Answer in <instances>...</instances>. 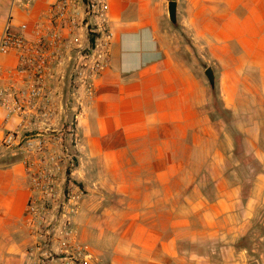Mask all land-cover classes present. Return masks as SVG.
Wrapping results in <instances>:
<instances>
[{
    "label": "crops",
    "instance_id": "obj_1",
    "mask_svg": "<svg viewBox=\"0 0 264 264\" xmlns=\"http://www.w3.org/2000/svg\"><path fill=\"white\" fill-rule=\"evenodd\" d=\"M55 1L33 0L28 10L12 13L11 0H0V37L10 22L15 31L27 23L26 35L32 38ZM175 1L177 25L160 0H107L115 32L111 65L79 118L80 163L71 175L76 184L94 180L97 190L124 205V210L107 213L127 223L119 229L117 246L91 248L97 263L101 255L107 259L104 264H243L212 261L213 230L221 223L223 233L237 231L244 237L264 225V0ZM18 64L15 53H0L1 68ZM208 68L214 72V85L200 77ZM4 85L0 80V87ZM55 86L54 112L47 117L15 115L6 121L0 106V264H33L34 240L26 220L31 192L17 143L48 138L53 126L60 130L73 114L78 94L69 89V80ZM214 91L230 112L220 123L222 140L232 146L202 154L211 164L199 171H219L218 182L214 179L212 185L205 178L198 185L193 176L182 184V173L198 172L186 159L198 156L200 126L211 124L199 111ZM10 134H17L13 143H8ZM211 160L220 162L217 170ZM144 172L152 177L144 180ZM210 184L218 189L215 197L201 194L197 199V188ZM181 188L193 189L194 196L183 203L188 216L173 209V233L161 240L162 234L144 220L160 219L159 207L150 206L168 204L165 198H178L180 204ZM197 213L205 221L201 241L186 233ZM184 239H189L188 247L180 243ZM260 239L259 253L241 251L249 253L245 263L264 264V235Z\"/></svg>",
    "mask_w": 264,
    "mask_h": 264
},
{
    "label": "built area",
    "instance_id": "obj_2",
    "mask_svg": "<svg viewBox=\"0 0 264 264\" xmlns=\"http://www.w3.org/2000/svg\"><path fill=\"white\" fill-rule=\"evenodd\" d=\"M168 5L171 0H161ZM33 0H11V12L28 10ZM107 0H56L26 35L28 24L0 37V53H15L16 68H1L0 106L5 120L15 115L47 117L53 114L55 84L66 78L78 94L74 112L60 130L53 126L48 138L17 143L24 154L31 196L26 220L34 240L33 264H96L98 258L84 242L75 221L84 192L71 178L80 162L78 121L96 82L111 65L115 32ZM12 16L10 15V18ZM17 134L8 136L13 143Z\"/></svg>",
    "mask_w": 264,
    "mask_h": 264
},
{
    "label": "rangeland",
    "instance_id": "obj_3",
    "mask_svg": "<svg viewBox=\"0 0 264 264\" xmlns=\"http://www.w3.org/2000/svg\"><path fill=\"white\" fill-rule=\"evenodd\" d=\"M163 5H166L165 2L161 1ZM200 77H203L205 79V82L210 84L208 78L205 74L200 75ZM208 88L212 86H207ZM211 93V90H210ZM211 101L206 106V108H200L199 113L201 112V117L204 119H209L211 121V124L209 125H202L200 126L201 130L199 132V135L196 138V146L198 149V156L195 159H186V164L190 165H197L198 172L193 173H182L181 174V180L182 184L188 182L189 180H192L193 176L196 177V184H200L201 179L209 178L208 180L212 181V185L214 184L213 180L216 179V181H219L218 175L220 177L219 171H212V173H204L203 171H199L200 166H209L210 158L208 159L205 156H202V154L211 153L214 154V152L217 149L225 148L229 150L231 148V141L230 140H222V133H224L225 129L224 126L221 125L220 120L221 118L225 117L227 119L230 118V112L223 108V103L220 98V95L218 92L214 91L210 95ZM229 130V128H228ZM236 133V130H232L231 133ZM230 132V130H229ZM207 140H206V137ZM192 134L190 137V144L193 143L192 141ZM235 139V138H234ZM239 140L237 141V143ZM216 159V158H215ZM191 160V163H190ZM251 160V159H250ZM252 161V160H251ZM213 164V168L217 170V165L220 163L219 161L211 160ZM79 166L80 162H76ZM152 177L150 174L144 172V180L149 179ZM94 181V180H93ZM80 182L81 188L83 192L85 193L81 202V210L80 214L83 215V218L78 220V224L80 226V231L83 229L82 226H84L85 233L82 231L80 232L81 237L84 234V238L82 240L90 245L91 248H114L115 245L117 246L118 239H119V229L122 225H124L127 222H124L120 219H114L112 220L110 215H108L109 209H118V210H124L123 206L117 203V201L113 200V196L110 195L107 191L103 190H97L95 187L96 182ZM202 181V180H201ZM94 183V184H93ZM80 186V185H79ZM218 189H214L210 186H208L206 189L204 188H197V193L195 194L197 196V199H199L201 194L206 195L208 198H214L215 193ZM144 189V193H145ZM220 191V190H219ZM194 196L193 189L189 188H181L180 190V204H178V198H165V201H169L168 204L165 203V205H159V206H150V208L155 209L156 207H159L160 212V219L156 220H144V225L152 226L153 229H156L159 233L162 234L161 240L168 239L171 234L173 233V220L171 219L173 215V209L177 210V213H182L186 216H188V209L186 206H184V199L187 196ZM146 209V207H145ZM156 211V210H155ZM76 221V218H75ZM221 223H218V226L213 230L212 239H210V245L215 249V252L211 254V259L215 263H221V262H243V264H257L255 261L254 263L246 262L247 257L249 256L248 252L241 253L242 250H249V251H256L259 253L260 246H258V242H260V238L262 235H264V225L263 222L259 226L254 227L255 230L252 228L250 229V232L248 235L244 237H238L236 235L237 231H233V233H223L221 231ZM192 231V232H191ZM194 231V232H193ZM204 231H205V221L204 218L200 215V213H197L194 217L192 216V226L189 228V230H186L187 235L192 234L193 237H198V240H203L204 238ZM82 233V234H81ZM195 233V235H193ZM100 236V237H99ZM146 239V238H144ZM116 240V241H115ZM145 243V241H144ZM155 243V242H154ZM180 243L182 245H185L188 247L189 245V239L181 240ZM204 245V244H202ZM206 245H209V238L207 235L206 238ZM207 249V248H206ZM235 250V252L233 251ZM250 257V256H249ZM100 262L97 264H104L107 259H104L100 255ZM251 260V259H250Z\"/></svg>",
    "mask_w": 264,
    "mask_h": 264
},
{
    "label": "water",
    "instance_id": "obj_4",
    "mask_svg": "<svg viewBox=\"0 0 264 264\" xmlns=\"http://www.w3.org/2000/svg\"><path fill=\"white\" fill-rule=\"evenodd\" d=\"M177 1L175 0H171L169 3H168V13H169V18H170V21L174 24V25H177ZM205 75L206 77L208 78L209 82L211 85H214V82H215V76H214V72L212 70V68H208L206 71H205Z\"/></svg>",
    "mask_w": 264,
    "mask_h": 264
},
{
    "label": "trees",
    "instance_id": "obj_5",
    "mask_svg": "<svg viewBox=\"0 0 264 264\" xmlns=\"http://www.w3.org/2000/svg\"><path fill=\"white\" fill-rule=\"evenodd\" d=\"M213 87V86H212ZM235 140L238 141L239 140V137L238 136H235ZM81 186V184H79ZM82 187V186H81Z\"/></svg>",
    "mask_w": 264,
    "mask_h": 264
}]
</instances>
